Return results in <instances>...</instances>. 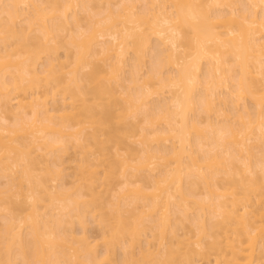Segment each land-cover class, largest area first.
Returning a JSON list of instances; mask_svg holds the SVG:
<instances>
[{
	"label": "bare ground",
	"instance_id": "6f19581e",
	"mask_svg": "<svg viewBox=\"0 0 264 264\" xmlns=\"http://www.w3.org/2000/svg\"><path fill=\"white\" fill-rule=\"evenodd\" d=\"M44 1L0 0L1 54L5 67H13L7 70L11 79L7 71L0 75V264H264L257 257L264 253V0H142V9L141 0ZM79 9L85 17H78ZM62 32L66 37L58 42L68 47L62 46L60 60L49 51L59 40L52 35ZM9 35L17 42L10 43ZM30 37L38 43L27 47ZM153 42L155 62L143 73ZM127 57L133 63L123 78ZM230 63L238 68L232 80ZM170 69L173 75L164 72ZM221 86L227 97L218 93ZM106 96L115 105L109 113L96 104ZM91 100L106 120L96 118L94 106H87ZM246 101L253 112L240 104ZM195 104L206 123L188 118ZM221 114L233 116L236 125L224 120L217 127L211 117ZM112 118L122 134L117 132L106 164L105 154L88 147L91 141L108 144L97 129ZM204 123L206 136L199 128ZM91 128L97 132L84 138ZM75 143L93 159L71 157ZM211 157L222 159L218 174L236 176L233 182L238 177L234 185L242 184V199L213 190L219 175ZM117 175L123 180L118 187ZM254 180L261 184L258 193ZM200 184L209 189L203 199L194 193ZM132 188L147 203L125 200ZM228 195L233 200L224 201ZM132 206L140 209L139 219L121 220ZM87 215L101 231L99 239L88 236ZM66 217L77 220L78 234L73 222L61 228ZM219 225L223 235L211 236Z\"/></svg>",
	"mask_w": 264,
	"mask_h": 264
},
{
	"label": "rangeland",
	"instance_id": "374dc122",
	"mask_svg": "<svg viewBox=\"0 0 264 264\" xmlns=\"http://www.w3.org/2000/svg\"><path fill=\"white\" fill-rule=\"evenodd\" d=\"M81 1H82V0H81ZM83 1H84V0H83ZM101 1L104 2L103 0H101ZM107 1H108V0H107ZM110 1H113V0H110ZM7 2H8V1H6V2L4 3L5 6L3 5V6H4V7H2L3 9H4V8L6 7V5L8 4ZM42 2H45V1L42 0ZM84 2H86V0H85ZM141 2H143V1L141 0L140 3H141ZM140 3H138V4H140ZM138 4H137V5H138ZM46 5H47V4H46ZM142 5H143L142 3H141L140 5H138V8H139V9H140L141 7L143 8L144 6H142ZM139 6H140V7H139ZM240 6H241V5H239V7H240ZM100 7H105V5H102V6H100ZM80 8H81V7H80ZM142 8H141V9H142ZM5 9H6V8H5ZM101 9H102V8H101ZM260 9H261V8H260ZM260 9H259V11L262 12V11H261L262 9H261V10H260ZM79 10H81V9H79ZM79 10H78V11H79ZM98 10H100V9H98ZM24 12H25V13H24V18H26V19L31 18V14H30L31 11L26 10V11H24ZM28 15H29L30 17H29ZM27 16H28L29 18H27ZM1 17H3V18L5 17V18H6V14L4 13L3 15H1ZM78 17H79V18H80V17H82V18L85 17L84 12H83L82 10L78 12ZM22 23H23V22H21L20 24L18 23V24H17V28H19V26L22 25ZM86 24H87V23H86L85 21H83V23H82L83 27L86 28V27H87V26H85ZM18 25H19V26H18ZM72 27H73V26H72ZM72 27L70 26L71 29H72ZM63 33H64V32H62V33H56L55 35H54V34L52 35V36H56V35L58 34L59 36H56V37H59V40H56V38H55V41H56V42H55V41L53 42V43H55V44L52 43L53 46H51L50 49H52L53 47H54V48H53L51 51H49V54L51 53L50 55H51L53 58H54V57H56L57 59L60 58V60H61V59H65L64 56H65V53H66V52L64 51V50L66 49V48H65L66 43H65L64 45H63V44L61 45L62 42H58V41H60L61 37H64V36H62V35H64ZM4 34H7V33H4ZM4 34H3V35H4ZM65 34H66V33H65ZM1 36H2V35L0 34V38H1ZM6 36H7V35H6ZM6 36L4 35V37H6ZM10 36H11V35H9V42H10ZM31 36H32V35H31ZM12 37H13V36H12ZM34 37H35V34H34ZM65 37H66V35H65ZM65 37H64V38H65ZM57 39H58V38H57ZM27 40H28V39H27ZM27 40H25V41L27 42ZM35 40H36V39H31V37H30V40H29L30 42H29V41H28L27 43L24 42V44H26L27 47H29V46H34V44L36 45V43H38L37 40H36V41H35ZM64 40H66V39H64ZM64 40H63V38H62L63 43L66 42V41H64ZM0 41H1V39H0ZM12 41H14V43L17 42V40H15V38H13V40H12V38H11V42H10V43H13ZM68 41H69V40H68ZM19 43H23V42H19ZM2 44H3V46H4V43H3V42H2V43L0 42V56H1V57H0V75H1L3 72H6L7 70H10L11 68H12V71H13V67H11V68L9 67V68H8L7 65H6L7 67H5V63H7V62H5L4 59L2 58V57L4 56L3 54H1V52L3 51V50H2L3 46L1 47ZM52 44H51V45H52ZM67 44H69V43H67ZM59 45H60V46H59ZM38 46H39V45H38ZM62 46H64L65 49L62 48ZM66 46L68 47V45H66ZM69 46H70V45H69ZM35 47H36V46H35ZM35 47H34V48L31 47V49H35V50L37 51V49H36L37 47H36V48H35ZM70 47H71V46H70ZM153 47H154V42H153L152 45H151V49H148V51H146V54H145V55H146V56H145V60H144V63H143V65H142V68H143L142 72H143V73H147L148 71H150V69H151V65L155 62V61H154L155 59H153V58L155 57V55H154L155 53L153 52ZM39 48H40V47H39ZM69 49H70V48H69ZM69 49H68V50H69ZM1 50H2V51H1ZM40 50H41V49H40ZM66 51H67V49H66ZM9 54H10V53H9ZM43 56H45V55H43ZM152 56H153V57H152ZM2 59H3V60H2ZM126 60H127V62H126V65H127V66H126V69L124 70V73L130 71L131 66H132L131 64L133 63L130 57H127ZM229 60H231V59H229ZM62 61H63V60H62ZM229 62H230V61H229ZM7 64H8V63H7ZM210 64L212 65L213 62H209V64H207V63H203V65L201 66V71H200V75H201V77H203V75L206 74V72H207V70H208ZM129 65H130V66H129ZM208 65H209V66H208ZM11 66H12V65H11ZM230 66L232 67L233 73L231 72L232 74H230V75L227 74V76L230 77V76L232 75V76L230 77V79L232 80V77H233V75L235 76L234 73H235V71H238V68H237L236 65L233 64V63H230ZM39 68H41V66H39L38 69H39ZM89 69H90V68H88V70H89ZM226 69H227V67H226ZM88 70H87V71H88ZM12 71H11V72H12ZM14 72H15V70H14ZM164 72H170V74H171V73H172V70H171V69H170V70H165ZM124 73H123V74H124ZM4 74H5V73H4ZM7 74H8V75H7ZM7 74H6L7 79H8V80H9V78L11 79L12 77H9V75H10L11 73L9 74V72L7 71ZM126 74H128V73H125V74L123 75V78L125 77ZM166 74H167V73H166ZM174 74H175V72H174ZM2 75H3V74H2ZM11 75H12V74H11ZM14 75H15V74H14ZM82 75H83V74H82ZM171 75H173V74H171ZM127 76H128V75H126V77H127ZM81 77H82V76H81ZM83 78H84V77H83ZM7 79H6V80H7ZM8 80H7V83H10ZM83 80H84V79H83ZM85 80H86V79H85ZM83 82H84V81H83ZM86 82H87V81H86ZM86 82H85V83H86ZM229 82H230V80H229ZM81 83H82V82H81ZM85 83H83V84H85ZM231 83H232V82H231ZM87 84H88V83H87ZM24 85H25V84H24ZM230 85H231V84H230ZM26 86H27V83H26ZM82 86H86V85H82ZM86 88H87V86H86ZM201 88H202V87H199V89H196L197 92H198V94L200 93V91H202ZM222 88H223V87L221 86V90H218V93H220V91H221L220 94L223 95V97H227V95H225V93L227 94V92H225V90L222 89ZM33 89H34V88H33ZM33 89H31L32 91H31L30 89H28L27 91H26V90H25V91H24V90H21V91H24V92H26V93L28 94V93H30V91H31V92H34L35 89H34V90H33ZM196 90H195L194 93H193L194 96H195V95H196V96L198 95L197 92H196ZM223 90H224V91H223ZM231 90H232V89H231ZM18 92H19V91H18ZM222 92H223V94H222ZM23 94H24V93H23ZM23 94H22V93H18V94L16 93L15 96H19V95L22 96ZM20 96H19V97H20ZM13 97H14V96H13ZM13 97L11 96V98H13ZM89 97H91V98H89V99H92V95H90ZM59 98H60V97H57V100H59ZM98 99H100V101H98ZM98 99H97V101L95 100V101L97 102L96 104H99V103L101 102L102 107L104 106L103 108L105 109V110H103V111H107L108 113H109V111H110V112L113 111V109H111V108L113 107V106H112L113 104H111V103L108 102V101L106 102L107 96H106L105 98L102 97V98H98ZM49 100H50V98L48 97V101H49ZM101 100H103V102H102ZM107 100H108V99H107ZM194 100L197 101V98L194 99ZM50 101H51V100H50ZM50 101H49V103H50ZM104 101H105V102H104ZM93 103H94V101L91 100L89 103H87L88 105H87V104H86V105H87L89 108L92 109L93 106L95 107V103H94V105H93ZM105 103H108V104L106 105ZM195 103H196V102H195ZM78 104H79V103H78ZM109 104H110V106H109ZM197 104H198V102H197ZM197 104H195V106H193V111L189 112V114H188V118H189L190 120H192V119L194 120V118H196V117L198 118V117L200 116V114H201L200 106H198ZM240 104H245V105L247 106L246 108H248L249 113H250V112H253L254 108H253V105H252L250 102H248V101H246V102H244V103H243V102H242V103L240 102ZM90 105H91V107H90ZM105 105H106V106H109V108L106 107ZM48 106L51 107V103H50ZM79 106H80V104H79ZM97 106H98V105H97ZM97 106H96L95 108L93 107V109H94L96 112H95L93 109H92L91 111H92L94 114L97 113V116H98V117H96L97 119H100V120H101V119H105V120H106V117L103 116V114H102V112H103L102 109H103V108H102L101 110H99L100 107H97ZM15 107H16V106H15ZM50 107H48V108H50ZM105 107L108 108V109L106 110ZM114 107H115V105H114ZM114 107H113V108H114ZM96 108H99V109H98L99 111L96 110ZM30 109H31V108H30ZM30 109H29V110H30ZM1 110L4 111V108H3V109L1 108ZM25 110H26L27 112L29 111V110H27V109H25ZM111 110H112V111H111ZM23 111H24V110H23ZM26 111H25V112H26ZM30 111H31V110H30ZM30 111H29V112H30ZM101 111H102V112H101ZM25 112H24V113H25ZM30 113H31V112H30ZM227 113H228V111H227ZM3 114H4V112H3ZM8 114H9V113H8ZM99 114H100V116H99ZM101 114H102V115H101ZM110 114H112V113H110ZM4 115H5V116L7 115V114H6V111H5V114H4ZM9 115H10V114H9ZM9 115H7L6 117H7L8 121H9L10 123H12L11 121H14V116L10 115V116H11V117H10ZM29 115H30V114H29ZM95 115H96V114H95ZM197 115H198V116H197ZM201 115H202V114H201ZM228 115L230 116V117H229L230 120H229V119H225V118H226L225 116H227V114H226V115L224 114L223 116H222V114H221V115H218V117H216V116H212L211 118H212V120H213V124L216 123L217 125H216V124H215V125H216L217 127H219V126H218L219 124H221V126L223 125L222 127H224L225 124H227V122H230L229 126H230L232 123H233V126L236 125V124H235V119L233 118V116H231L230 114H228ZM202 117H203V118H202ZM205 117H206V118H205ZM214 117H216V118H214ZM12 118H13V119H12ZM197 118H196V119H197ZM204 118H205V119H204ZM211 118H209V121H211ZM227 118H228V117H227ZM198 119H200V120L203 119L205 123H206L207 120H208V118H207L206 115H205V116H200ZM111 120H112L113 122H111V121L109 120L110 123L108 122L105 126L103 125L104 128H102V129H97V130H98V134H99V135L101 134V135H100L101 138H99V140L101 139V140L104 141V142H106L105 140H107V141L110 140V141H108V144L106 143L107 146H106V144H105V146L103 147L101 144L98 145L97 143H93L91 140L88 141V142L91 141L90 144L92 143V145L88 144V145H90V147H88V148L90 149V153H91V152H93L94 154H95V153H96V154H99V153H100V155H101V154H102V155L105 154L103 157L101 156L102 158L105 157V161H106L107 157L109 156V155H107V154H111V153H112V155L115 154V152H114V154H113V151H114L115 148H113L114 144H112V142L114 143V141H115L114 139L117 138V137H116L117 135L119 136V134L121 133L120 130H122L121 126H120L119 128H117L118 125H117V126H113V125H115V122H114L115 120H113V118H112ZM203 120H202V121H203ZM205 120H206V121H205ZM224 120H226L227 122L224 121ZM231 120H232V121H231ZM223 121H224V124H222ZM205 123H204V125H202L201 127H199L200 129L202 128L201 130H203L202 132H204V133H203L204 135L207 134V133H206V132H207V131H206L207 129H204V128H206V127H205V126H206ZM103 126H101V127H103ZM226 126H227V125H226ZM231 126H232V125H231ZM91 129H92V128H91ZM91 129L85 131L87 134L84 132V133H85V134H83V136L85 135L84 138H85V137H91V135H93V134H91L92 132H93V133H96V132H97V130H95L94 128H93L94 130H93V129L91 130ZM116 129H117V130L119 129V130L117 131ZM200 129H198V130H200ZM100 130H101V131H100ZM201 130H200V131H201ZM119 131H120V133H117V132H119ZM191 132H192V131H191ZM202 132H201V134H202ZM115 133H116V134H115ZM98 134H97V135H98ZM121 134H122V133H121ZM195 134H196V133H195ZM195 134H194V132H193V133L191 134L192 136H190L192 145L195 143V141H194V143H193V140H196V137L194 136ZM205 136H206V135H205ZM117 139H118V138H117ZM117 139H116V140H117ZM101 140H100V141H101ZM111 140H112V141H111ZM72 144H73V143H72ZM93 144H94V145H93ZM96 144H97V145H96ZM206 144H207V142H206ZM206 144H205V145H206ZM194 145H195V144H194ZM194 145H193V146H194ZM71 146H73V149H72V148H71V149H72L73 151L76 152V153L73 152V153H74V154H73V153H71L72 150L69 151V153H71V155H73V156L70 155L71 157H74L77 153H79V156H80V154H81V156H82V155L86 156V157H84V158H89V157L91 158V157H92L91 154H90L89 152H87V151H88V148H87V151H86V149H85V152H86V153H85L84 150L81 151L82 149L80 150V149L78 148V149H79V150H78L77 147H75V146H76V143H75V145H71ZM193 146H191V147H192L191 149H193V148L195 147V146H194V147H193ZM102 147H103V148H102ZM75 148H76V150H74ZM112 148H113V149H112ZM103 149H104V150H103ZM105 149H107V150H105ZM77 150H78V151H77ZM256 152H257V151H256ZM84 153H85V154H84ZM121 153L124 154L123 152H121ZM87 154L90 155V156L87 157ZM94 154H92V155H94ZM77 155H78V154H77ZM77 155H76V156H77ZM106 155H107V156H106ZM67 156H69V154H68ZM70 156H69V159L71 158ZM258 156H259V155H258ZM109 157H110V156H109ZM111 157H112V156H111ZM212 157H213V156H212ZM212 157L209 158V159H212ZM261 157H262V156H261ZM82 158H83V157H82ZM102 158H101V160H102ZM119 158H121V157H119ZM51 159H52V158H51ZM51 159H49V160H51ZM64 159H65V158H64ZM67 159H68V158L66 157V160H67ZM92 159H93V157H92ZM99 159H100V158H99ZM209 159H208V160H209ZM217 159H218V158H217ZM103 160H104V159H103ZM219 160L222 161L221 158L218 159V162H213V161H214L213 159L211 160V163L213 164L214 167L211 166L212 164L208 162L209 164H211L210 166L213 168V171L215 170V173H217V176L219 175L218 178H217V180H215V186H214V189H213V190H215V191L217 192L218 190L220 191L221 188H222L221 191H222L223 193H224V191H226L228 194L234 192L235 195H236V194L238 195V196H237V195L235 196L236 198L234 197L235 199H237V197H238V200H239L240 197H241V199H242V198H243V195H242L243 193H241V192H243V190H242V188H241V187H243V186H241L242 184L240 185L241 187H240V186H237V187L235 186V185H236V182H237L236 180L238 179V177H237V179L234 180V182L236 181V182H235V185H234L233 178H236V176H235V177H231V178H227V177L224 175V173L219 172V174H218L217 171H219V168H220L219 166L222 165V163H221V165L219 164ZM110 161H111V160H110ZM209 161H210V160H209ZM217 163H218L219 165H218ZM68 164H69V166L72 165V167H73V163H72V164H71V163H68ZM106 164H108L107 161H106ZM206 164H207V161H206ZM65 165H67V163H66ZM74 165H75V164H74ZM76 165H77V163H76ZM76 165H75V166H76ZM202 165H205V162H203ZM65 167H67V166H65ZM70 167H71V166H70ZM211 167H210V168H211ZM154 168H157V167H154ZM154 168H153V169H154ZM212 168L210 169V171L212 170ZM221 168H222V166H221ZM223 168H225L224 165H223ZM117 169H118V168H117ZM117 169H116V171H117ZM157 169H159V168H157ZM72 170H74V169L72 168ZM72 170H69V173H70V171H72ZM216 170H217V171H216ZM220 170H221V169H220ZM155 171H157V170H155ZM210 171H209V172H210ZM222 171H223V169H222ZM73 172H74V171H72L71 173H73ZM211 172H212V171H211ZM117 173H118V172H117ZM129 173H131V171H129ZM213 173H214V172H213ZM117 178H119L118 175H117ZM117 178H116V180L114 179V186H117V187H118V186H119V183L116 182V181H119L120 178H119V179H117ZM74 180H75V178H74ZM239 180H240V179H239ZM255 180H256V179H255ZM255 180H254V182H252V183H253V184L255 183V186H254V185H253V186H254V188H255V191H256V189H257V193H258L261 184L259 183V184H260V185H259L258 183L255 182ZM69 181H72V180L69 179ZM69 181L67 180V181H65V182H69ZM121 181H123V180H120L119 182L121 183ZM130 181H131V182L133 181L132 186L135 185V184H134V183H136V179H135V178H132V179L130 178ZM185 181H186V180H185ZM185 181H184V183H183L184 188L187 187ZM257 181H258V180H257ZM0 183L2 184L3 182L0 181ZM213 183H214V182H213ZM252 183H251V185H252ZM1 184H0V185H1ZM3 184H4V183H3ZM3 184H2V185H3ZM58 184H59V185L61 184V183H60V180L58 181ZM116 184H118V185H116ZM141 184H142V183H141ZM202 184H203V183H202ZM202 184L198 185V189L196 190V192H194V193L197 194V195H196V194H195V195H196V196H199L198 198H200V199H203L204 195H205L206 192H208V190H209V189H208V190L206 189V191H204L205 188H204V186L202 187ZM237 184H238V183H237ZM239 184H240V183H239ZM99 185H100V184H99ZM144 185H145V183H144ZM146 185H149V184H146ZM203 185H204V184H203ZM114 186H111V188L113 187V189H116V190H117V188H116V187L114 188ZM132 186H131V187H132ZM150 186H151V184H150ZM212 186H213V185H212ZM212 186H211V188H213ZM216 186L219 188L218 190H217V188H215ZM219 186H221V187H219ZM253 186H251V188H253ZM67 187H68V186H67ZM101 187H102V188H105L103 185H101ZM133 187H134V186H133ZM102 188H101V189H102ZM196 188H197V187H195V189H196ZM206 188H207V187H206ZM244 188H245V187H244ZM254 188H253V189H254ZM58 189H59V188H58ZM129 189H130V188H129ZM211 190H212V189H211ZM128 191H129V190H128ZM128 191H127V192H128ZM130 191H131V190H130ZM135 191H136V190H135ZM135 191H134L133 188H132L131 193L128 192V193L130 194V195H128V197L126 196L128 199H127L124 195H123L124 197H123V196H122V197L125 198V200H127V201H129V200H130V201H134V202L137 201V202H135V203L137 204V206L141 207L143 204H145V203H147V202H144V201H146V200L143 201V200H142L143 198H142L140 195H136V192H135ZM215 191H214V193H215ZM204 192H205V194H204ZM226 192H225V193H226ZM209 193H210V192H209ZM218 193H219V192H218ZM223 193H221V194L223 195ZM227 193H226V194H227ZM234 193H233V194H234ZM207 194H208V193H207ZM207 194H206V195H207ZM219 194H220V193H219ZM233 194H232V195H233ZM208 195H209V194H208ZM240 195H241V196H240ZM137 196H138V197H137ZM139 196H140V197H139ZM202 196H203V197H202ZM239 196H240V197H239ZM135 197H137V198H135ZM211 197L214 198L213 195H210V198H211ZM225 197H226V196H225ZM139 198H140V199L142 198V199H141L142 201H141ZM198 198H197V199H198ZM223 198H224V197H223ZM225 199H226L227 201H228V200H229V201L233 200L232 197L229 196V195H228L226 198H224L223 200L225 201ZM236 201H237V200H236ZM228 203H229V202H228ZM239 203H240V201H238V203H236V204L239 205ZM136 204H134V205H136ZM240 204H241V203H240ZM242 204H243V203H242ZM263 204H264V203H262V205H263ZM238 205H236V206H237V207H236L237 210L239 209V211L242 212L241 208H242L243 206H242V205H241V206L239 205V207H238ZM191 206H193V205H191ZM263 206H264V205H263ZM195 209H196V207H195ZM251 209L254 211L253 207H252ZM251 209H248V210L251 211ZM63 212L65 213V211H62V214H64ZM196 212H197V211H196ZM196 212L193 211V213H196ZM203 212L205 213V212H207V210H206V211H203ZM251 212H252V211H251ZM124 213H126V212H124ZM122 214H123V212H122ZM205 214H206V213H205ZM139 215H140V209H139V210H135L134 207L132 206V207L130 208L129 212H127L126 214L122 215V216H121L122 218H121V217H120V218H121V220L128 221V222H132V221L138 220L139 217H140ZM123 216H124V217H123ZM207 216H208V212H207ZM89 217H90V215H87V217H86V220H87V221H86V225H87V234H88L89 237H91V239H97V238L99 239V237H100L99 234L101 233V231H100L99 228L97 227L96 222H95L94 220H92L91 218H89ZM208 217H210V216H208ZM208 217H207V219H206V221H207L206 223H207V227L209 228V227L211 226V224L208 223V222H209V221H208ZM217 218H218V217H217ZM125 219H126V220H125ZM174 219H175V218H174V216H173V217H172V220H173V221H172L171 223H174V222H175ZM212 220H213V219H212ZM212 220H211L210 222H212ZM215 220H216V219H215ZM218 220H219V219H217V221H218ZM93 221H94V222H93ZM217 221H216V222L213 221V223H212L213 226H212V227H214V224L217 223ZM1 222H2V221H0V224L2 225ZM71 222H73V224H72L73 227H72V228H73V230H75L74 232H76V233L78 234L81 230L79 229L78 224L76 223L77 220H75V219L72 218V217H68V218L66 217V218H64V222L62 223V227H61V228L64 227V229H65L66 226H69V224H71ZM186 224H187V222L185 223V226H186ZM208 224H209L210 226H209ZM224 224H225V223H224ZM188 226H189V225H188ZM188 226H186V227H188ZM216 226H217V224H215V227H216ZM219 226H220V225H219ZM59 227H60V226H59ZM59 227H58V228H59ZM215 227H214V230H215ZM224 227H225V225L223 226V228H224ZM220 228H221V229H220ZM231 228H232V230H234V229H235V230H238L239 227H236L235 225H233V227H231ZM209 229H210V228H209ZM57 230H59V229H57ZM220 230H221V234H220ZM222 230H223V229H222V226H220L219 229L216 230V232H214V231H212V230H211V231L209 230V233L212 232V234H213V233L217 234V233L219 232L218 234L223 235ZM223 231H224V230H223ZM147 232H148V231H147ZM147 232H146V233H147ZM25 233H26V232H25ZM25 233L23 232L24 235H25ZM148 233H149V232H148ZM210 234H211V233H210ZM212 234H211V236H212ZM218 234H217V235H218ZM98 235H99V237H97ZM211 240H212V239H211ZM211 240H209V241H211ZM204 241H205V240H204ZM212 242H213V241H212ZM212 242H210V244H211ZM207 243L209 244V242H206V245L203 243V248H205V247L207 248V246H208ZM214 248H216V247H214ZM214 250H217V248H216V249H213V252H214ZM116 251H117V250H116ZM216 252H217V251H216ZM16 254H17V253H16ZM262 254H263V255H262ZM14 255H15V254H14ZM121 255H122V251H120V249L118 248V251H117L116 254H115L116 261H118V260L121 259V258H120V257H122ZM261 256L264 257V253H263V252L261 253V250H259V251L257 252V257L262 258ZM18 261H19V263H20V260H18ZM117 263H119V262H117Z\"/></svg>",
	"mask_w": 264,
	"mask_h": 264
}]
</instances>
